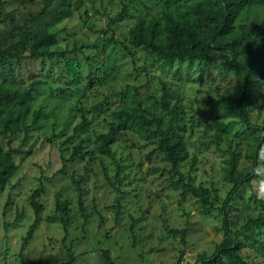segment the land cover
Returning <instances> with one entry per match:
<instances>
[{"label": "rangeland", "instance_id": "1", "mask_svg": "<svg viewBox=\"0 0 264 264\" xmlns=\"http://www.w3.org/2000/svg\"><path fill=\"white\" fill-rule=\"evenodd\" d=\"M64 1L0 0L5 49L21 33L48 27L57 39L52 50L64 52L33 59L20 47L0 61V89L10 85L30 93L24 119L29 133L0 135L3 150L9 142L19 151L17 170L0 191V264H106L105 252L114 264H205L225 239L220 208L233 187L225 169L233 161L234 175L241 176L252 167L240 128L223 131L217 118L222 99L240 83L224 67L231 54L216 53L210 63L180 62L132 46L138 18L184 12L190 0H71L70 7ZM68 8L73 12L66 17ZM235 25V41L245 45L238 59L264 65V53L253 50L264 39V8L252 7ZM119 112L138 119L123 124ZM248 113L264 126V79L253 87ZM173 115L174 135L187 155L178 170L186 183L210 191L207 213L196 197L172 184L179 175L158 148ZM83 117L89 125L75 130ZM111 129L118 135L107 157L97 146ZM258 171L264 173V152ZM39 188L40 222L24 246L35 220L30 196ZM57 195L68 202L66 229L54 220ZM226 211L242 264H264V225L256 223L264 220V183L243 184ZM185 228L183 240L175 231Z\"/></svg>", "mask_w": 264, "mask_h": 264}, {"label": "trees", "instance_id": "2", "mask_svg": "<svg viewBox=\"0 0 264 264\" xmlns=\"http://www.w3.org/2000/svg\"><path fill=\"white\" fill-rule=\"evenodd\" d=\"M190 1L188 9L178 14L164 11L161 17L157 19L138 18L130 32V42L134 48H144L162 59L170 61L189 60L191 62L210 63L217 58L216 53L220 57H228L220 55L226 50L231 54L228 64H225L224 67L236 72L240 83L234 92L232 90L233 93H227V98L222 99L217 109V118L223 131L234 124L240 128L239 136L248 141V158L252 162V167L249 173L241 176L234 175L233 161H231L228 169H225L224 179L233 183V187L227 193L220 208L225 239L222 244L218 245L213 259L204 262L206 256L203 255L200 257V261L205 264H222L223 258V261L229 264H242L241 257L237 255V251L241 249V244L237 240L236 234L230 230L232 222L228 219L226 210L243 184H249L252 179H259L264 183V173L261 174L258 171L259 156L264 152V126L255 125L248 113L253 87L260 79H264V65H250L238 59V51L245 45L235 41V22L252 7L264 8V0ZM63 4L70 7L71 0H65ZM68 10L66 17L73 12L70 8ZM60 19V17L57 18L56 22ZM241 40L244 42V34H242ZM56 44V36L48 31V27L39 29L31 35L21 33L20 41L8 45L6 49L0 40V61L6 63L8 61L7 56H12L13 52L20 47L28 51L29 56L33 59L63 56L64 52L52 50ZM253 50L264 53V39ZM17 61L20 63L21 60ZM0 90V135L7 138L16 134L20 135L22 132L28 134L30 127L25 125L24 119L30 105L28 101L29 91L24 90L22 92L10 85L4 87L1 85ZM118 114L124 118L123 124L138 119V117L135 119V116L125 112ZM176 120V116L173 115L167 128L162 130L158 148L162 152L163 158L172 163L173 172L179 175L178 180L172 184L182 186L184 194L189 193L196 197L203 206V212L207 213L209 208H212L210 191L202 186L186 183L185 177L178 170V164L187 155L184 153L183 141L174 135L173 126ZM88 125L89 122L83 117L82 123L75 130L78 131ZM117 128L122 130L125 127L118 125ZM117 135V130L114 131L113 129L108 134L101 135L100 143L97 146L98 152L104 156L112 157V147L117 141ZM18 154L19 151L14 150L9 142L7 149L3 150L0 147V191L4 189L17 170L16 158ZM188 181H190V177ZM41 192L42 189L39 188L30 196V205L34 210L35 220L23 239L24 246L32 238L33 232L40 222L43 210V205L39 201ZM213 194L216 195L215 189H213ZM55 206L56 212L60 214L56 215L54 220L60 221L66 229V221L69 217L68 202L61 200L60 195H57ZM81 210L82 216L86 218L87 215L83 212V207ZM251 223L253 224L254 221ZM256 223L264 225V220ZM186 230L185 228L175 232L179 233L184 240ZM104 254L106 264H114L108 253L105 252Z\"/></svg>", "mask_w": 264, "mask_h": 264}]
</instances>
